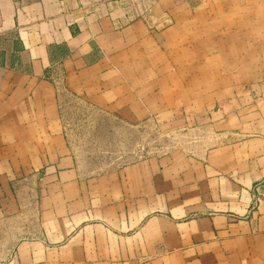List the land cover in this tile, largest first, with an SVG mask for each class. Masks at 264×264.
Instances as JSON below:
<instances>
[{
  "label": "crops",
  "instance_id": "crops-1",
  "mask_svg": "<svg viewBox=\"0 0 264 264\" xmlns=\"http://www.w3.org/2000/svg\"><path fill=\"white\" fill-rule=\"evenodd\" d=\"M0 228V264H264V0H0Z\"/></svg>",
  "mask_w": 264,
  "mask_h": 264
},
{
  "label": "rangeland",
  "instance_id": "rangeland-1",
  "mask_svg": "<svg viewBox=\"0 0 264 264\" xmlns=\"http://www.w3.org/2000/svg\"><path fill=\"white\" fill-rule=\"evenodd\" d=\"M61 103L62 118L66 124H69L72 127V129L75 128V125L80 127L85 125L93 126L95 124L97 117L90 116V113L87 110L89 109L88 106L73 95H63ZM82 111H85V114L87 115H82ZM103 122L104 124L106 123V121ZM88 126L83 128L82 133H80V131L77 133L85 140L83 150L99 159H103L106 167H116L133 158V155L135 154L133 151L136 150V148L131 147L133 140L128 139V137H132L133 134L125 132L122 124H116L114 136H106L105 132L98 131L95 126L92 128H88ZM102 127L105 129L103 125ZM71 134L74 135V132ZM5 232L6 229L0 228V258L8 249V245L6 244V237L8 234Z\"/></svg>",
  "mask_w": 264,
  "mask_h": 264
}]
</instances>
